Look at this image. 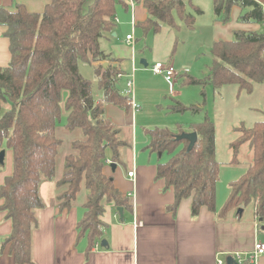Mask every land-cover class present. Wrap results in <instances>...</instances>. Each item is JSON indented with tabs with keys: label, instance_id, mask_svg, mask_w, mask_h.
<instances>
[{
	"label": "trees",
	"instance_id": "1",
	"mask_svg": "<svg viewBox=\"0 0 264 264\" xmlns=\"http://www.w3.org/2000/svg\"><path fill=\"white\" fill-rule=\"evenodd\" d=\"M147 9L145 20L137 23L144 35L157 34L167 24L178 31V16L193 29L195 15L188 12L187 0H137ZM216 20L228 23L234 6L245 10L243 23H257L259 30H235L231 40L213 42L214 57L209 73L198 79L186 76L183 84L211 83L214 88L237 85L253 92L264 83V7L257 0H213ZM129 10L126 0H50L42 12H30L22 3L9 9L0 6V25L9 39L11 59L0 67V151L12 152L13 169L0 188V210L12 221V232L3 239L2 250L9 249L16 264H33L32 232L38 224L37 210L44 207L40 194L43 179L56 173L58 148L62 140L56 134L66 112L63 126L81 129L83 139L72 142L73 153L65 158V170L57 181L65 190L58 196L60 210L68 209L84 187L85 212L78 223L79 239L85 237L88 251L103 239L101 215L108 204L130 208L128 197L115 186L112 176L104 173L108 151L120 161L125 142L120 130L105 116V104L129 108L122 93L119 71L114 58L101 48V40L114 32L118 6ZM198 12L201 9L195 7ZM177 45H174L173 53ZM88 64L97 77L96 96L92 79L85 77L79 63ZM98 63L94 65V63ZM105 63L107 65L105 66ZM196 114L200 107L175 101L173 113ZM198 140L192 150L189 141L178 140L183 126L174 131L156 126L148 129L147 148L168 155L157 164V178L172 187L175 210L181 200L191 198V213L203 207L217 210V183L220 162L216 158V129L209 117L191 123ZM238 138L231 143L232 163L239 162L241 146L249 144L251 159L246 172L230 183V195L219 211L223 216L233 207L254 205V214L264 221V120L247 128H237ZM4 164L0 165V169Z\"/></svg>",
	"mask_w": 264,
	"mask_h": 264
},
{
	"label": "crops",
	"instance_id": "2",
	"mask_svg": "<svg viewBox=\"0 0 264 264\" xmlns=\"http://www.w3.org/2000/svg\"><path fill=\"white\" fill-rule=\"evenodd\" d=\"M49 1L0 0V6L12 9L15 4L22 3L30 12H42ZM257 1L264 7V0ZM244 11L234 6L228 23L216 21L214 41L231 40L235 30L261 29L260 24L239 21ZM147 15L142 2L137 4L134 16L130 9H122L119 5L117 20L120 24L117 21L114 32L108 33L100 42L101 48L114 58L112 64L123 74L120 77L122 88L127 77L133 76L135 99L141 105L140 110L133 113L130 107L105 104V116L119 128V137L126 145L119 149V162L113 161L108 151L104 173L113 177L115 186L128 197L132 209L123 207L122 218L117 207L108 204L101 215L103 239L108 246L101 245L102 239L88 251L87 239L78 237L86 192L81 190L70 208L60 210L58 196L65 187L57 184L63 173L59 176L55 173L53 179L40 186L44 207L36 212L38 224L32 232L33 264H218V259L225 260L237 252H252L257 241L264 243V233L256 232L253 204L244 208L233 207L219 216L226 199L224 195H218L215 212L203 207L198 215H192L191 198L181 200L175 210L170 209L175 193L172 187H166L164 179L156 177L162 155L147 148L151 140L147 131L156 126L178 131L182 125L184 132H191V123L201 119L171 112L175 87L171 88L163 75L154 74L140 64V58L151 59L146 52L139 58L137 40L133 45L128 43L127 35L137 31V23L145 20ZM4 30L0 25V67L7 66L11 59L9 39ZM179 77L180 73L175 86ZM180 78L181 83L183 76ZM93 82L96 89V76ZM96 96L102 99L98 88ZM6 160V166L0 169V188L12 173V152L6 153ZM112 162L117 164L114 170ZM130 171L134 172L133 177L128 175ZM12 228V221L0 210V264H16L9 249L2 250L1 247ZM244 264H264V255H260L256 263L247 261Z\"/></svg>",
	"mask_w": 264,
	"mask_h": 264
},
{
	"label": "rangeland",
	"instance_id": "3",
	"mask_svg": "<svg viewBox=\"0 0 264 264\" xmlns=\"http://www.w3.org/2000/svg\"><path fill=\"white\" fill-rule=\"evenodd\" d=\"M195 7L200 8L201 12H198ZM187 10L195 15L193 29L189 28L178 16H176V22L180 25L178 31L165 24L159 33L150 32L144 35L142 30L137 28V31L134 32L135 40H137L136 48L139 58L143 57L141 56L143 53H149L148 58L151 60L148 62L150 66L156 62L171 63L180 73V77L183 76L182 82L180 83L181 78L179 77V83L174 88L173 100L180 101L187 106L196 105L200 107V111L196 114L191 111L181 114H187L201 120L209 117L214 122L216 158L220 162L216 191L217 197L224 195L225 201H227L230 195V183L239 179L246 172L251 159L249 144L245 143L240 149L239 162L232 163L233 149L231 143L239 136L237 131L239 126L244 125L251 128L255 122L264 120V83L255 84L251 93L240 90L235 84L225 85L217 89L211 83L183 84L186 76L190 75L202 79L208 75L209 67L214 59L211 47L215 40V22L217 21L213 0H187ZM118 23L120 24L119 21ZM176 41V49L172 54ZM79 68L85 77L95 80L94 69L91 66L80 62ZM65 119L66 112L62 116V122L56 128V134L62 140L56 160L57 176L65 170L66 156L74 152L72 142L84 138L81 129L70 130L63 127ZM4 150L6 153H11L8 148H4ZM168 158L167 154H163L160 160L164 161ZM6 162L5 157L2 167L6 166ZM48 180L44 178L43 182ZM82 190L87 192L84 187ZM83 191L80 195L81 198Z\"/></svg>",
	"mask_w": 264,
	"mask_h": 264
},
{
	"label": "built area",
	"instance_id": "4",
	"mask_svg": "<svg viewBox=\"0 0 264 264\" xmlns=\"http://www.w3.org/2000/svg\"><path fill=\"white\" fill-rule=\"evenodd\" d=\"M128 5H129V9L132 11L133 16L135 14V10H136V6L138 4L137 0H126ZM135 22L133 21V28L135 29ZM127 41L129 44H134L135 43V37H134V30L131 34H128L126 37ZM264 52V50H263ZM132 60L134 62L135 60V53L133 51V57ZM148 68L151 69V71L154 74H158V75H163L166 79V81L170 84L171 88L175 87L176 81H177V77L179 76V72L175 69V67L173 65H170L168 63L165 62H156L155 64H153L152 66H148ZM134 66H133V70H134ZM120 77L123 76L122 73L119 74ZM122 93L127 96V104L129 105L130 109L132 110L133 113H136L140 110L141 105L139 104V102L136 101L135 99V95H134V80H133V76L129 75L127 77L125 86L122 90ZM128 175L130 177L134 176V172L130 171L128 172ZM256 232H261L264 233V221H260L257 217H256ZM260 255H264V243L257 241L255 243V247L254 250L250 253H242V252H237L235 254H232V256L240 263V264H244L247 261L248 262H257L258 257ZM218 264H225V260L223 259H218L217 260Z\"/></svg>",
	"mask_w": 264,
	"mask_h": 264
},
{
	"label": "water",
	"instance_id": "5",
	"mask_svg": "<svg viewBox=\"0 0 264 264\" xmlns=\"http://www.w3.org/2000/svg\"><path fill=\"white\" fill-rule=\"evenodd\" d=\"M140 64H142L145 68H148L149 66V62L146 58H140ZM107 65V63H105V66ZM177 139L178 140H183L186 139L189 141V145H188V149L187 150H192L194 148V146L197 143L198 140V134L195 131H191V132H182L181 134L177 135ZM159 155L161 156L162 153H159ZM5 157H6V151L5 150H1L0 151V165L4 164L5 161ZM116 163L112 162L111 163V167L114 169H116ZM120 216L123 218V207H118L117 208ZM242 209H239V212H241ZM102 246H108V242L103 239L101 242ZM226 264H240L232 255L228 256L226 259Z\"/></svg>",
	"mask_w": 264,
	"mask_h": 264
}]
</instances>
